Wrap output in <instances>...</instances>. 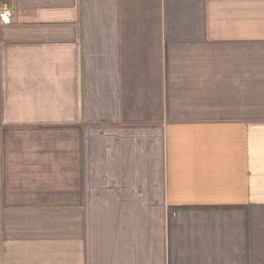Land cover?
<instances>
[{
    "label": "crops",
    "instance_id": "0c3cea01",
    "mask_svg": "<svg viewBox=\"0 0 264 264\" xmlns=\"http://www.w3.org/2000/svg\"><path fill=\"white\" fill-rule=\"evenodd\" d=\"M0 264H264V0H0Z\"/></svg>",
    "mask_w": 264,
    "mask_h": 264
},
{
    "label": "built area",
    "instance_id": "2783aa9c",
    "mask_svg": "<svg viewBox=\"0 0 264 264\" xmlns=\"http://www.w3.org/2000/svg\"><path fill=\"white\" fill-rule=\"evenodd\" d=\"M14 13V11L11 8H8L7 6H3L0 9V24L1 25H7L11 22V16Z\"/></svg>",
    "mask_w": 264,
    "mask_h": 264
}]
</instances>
